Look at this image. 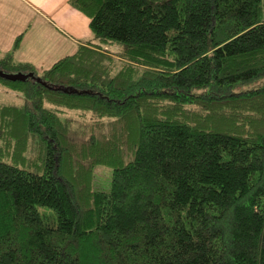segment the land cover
<instances>
[{"label": "trees", "instance_id": "trees-1", "mask_svg": "<svg viewBox=\"0 0 264 264\" xmlns=\"http://www.w3.org/2000/svg\"><path fill=\"white\" fill-rule=\"evenodd\" d=\"M69 3L93 39L0 56V264H264V0Z\"/></svg>", "mask_w": 264, "mask_h": 264}, {"label": "crops", "instance_id": "crops-1", "mask_svg": "<svg viewBox=\"0 0 264 264\" xmlns=\"http://www.w3.org/2000/svg\"><path fill=\"white\" fill-rule=\"evenodd\" d=\"M89 22L69 0H0V56L22 34L14 58L49 68L93 39Z\"/></svg>", "mask_w": 264, "mask_h": 264}, {"label": "rangeland", "instance_id": "rangeland-1", "mask_svg": "<svg viewBox=\"0 0 264 264\" xmlns=\"http://www.w3.org/2000/svg\"><path fill=\"white\" fill-rule=\"evenodd\" d=\"M92 38H93V36H92ZM263 85H264V76L259 78V79H257V80H255V81L237 85L234 88V90L235 91H244V90H248V89L258 88V87H261ZM11 91H8V89H6L5 87H3L0 84V101L18 99V97H16L17 96L16 93L11 92ZM96 172H97L96 183L98 185L102 186L103 182L104 183H108V182L110 183V175H111V172H112V168L105 167V166H99L97 168Z\"/></svg>", "mask_w": 264, "mask_h": 264}, {"label": "water", "instance_id": "water-1", "mask_svg": "<svg viewBox=\"0 0 264 264\" xmlns=\"http://www.w3.org/2000/svg\"><path fill=\"white\" fill-rule=\"evenodd\" d=\"M0 74H2L3 76H5L6 78H9V79H26L27 78V74H24V73H5V72H2L0 71Z\"/></svg>", "mask_w": 264, "mask_h": 264}]
</instances>
